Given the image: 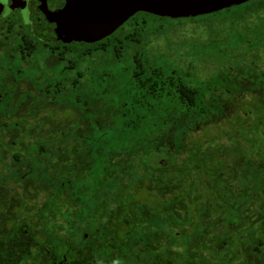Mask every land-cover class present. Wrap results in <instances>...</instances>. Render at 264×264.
<instances>
[{
  "label": "trees",
  "instance_id": "16d2710c",
  "mask_svg": "<svg viewBox=\"0 0 264 264\" xmlns=\"http://www.w3.org/2000/svg\"><path fill=\"white\" fill-rule=\"evenodd\" d=\"M244 4L247 50L199 82L152 63L143 48L167 21L211 28L210 17L233 6L176 19L138 12L102 40L53 49L20 25L0 28V258L21 264L44 228L61 264H264V104L241 105L264 60V0ZM236 18L228 16L232 31ZM230 111L235 136L190 137ZM60 192L71 198L72 224L87 225L63 249L65 233L52 230L66 219L48 209ZM41 193L46 202L32 214Z\"/></svg>",
  "mask_w": 264,
  "mask_h": 264
},
{
  "label": "rangeland",
  "instance_id": "374dc122",
  "mask_svg": "<svg viewBox=\"0 0 264 264\" xmlns=\"http://www.w3.org/2000/svg\"><path fill=\"white\" fill-rule=\"evenodd\" d=\"M247 9L246 4H242L240 6H233V8L229 10H224L219 12L218 14L211 16L210 20H212L211 28L205 25L204 21H167L165 25L167 30L164 34L152 37L151 43L149 46H145L143 49V55L145 52L152 59V63L156 65L164 66L166 69H176L180 71H189L192 74L195 82L201 81L204 77H206L210 72H218L225 65H230L231 54L242 52L247 50L246 41L252 40V34L249 32L246 36L245 28L243 24H245L249 18H247V14H244ZM237 16L233 22V31L230 29V25L232 24V20L228 19V16ZM239 15H243L240 17ZM3 22L0 21V24ZM215 29L218 32L217 37H210L209 30ZM170 30V31H169ZM235 33V34H234ZM232 34V35H231ZM237 36L235 39L233 36ZM238 35L242 36L244 40L238 38ZM230 51H233L230 53ZM229 55H227V54ZM214 55L216 58L214 62L212 60L208 61L207 58H211ZM210 56V57H209ZM206 59V60H203ZM239 58H235V62ZM125 61L124 64H126ZM102 70V68H99ZM247 95H244V102L241 105L247 104ZM244 103V104H243ZM242 112L246 113L248 107L242 106L239 107ZM239 110V111H240ZM233 112L227 113L225 118L220 122V124L212 126L207 130H202L194 133L190 136L192 139H197V141H203L206 139H212L216 136H235L236 128L234 127V116ZM240 123H238V127L240 128ZM242 132L246 133L245 128L239 129ZM228 134V135H227ZM218 143H215L214 146H217ZM68 185L72 184V182H66ZM77 183H75L76 185ZM60 190V188L58 189ZM17 191L20 192L19 188ZM47 193H41L36 199V205L32 208V214L38 212L43 204L46 202ZM71 199L69 196H65L62 192L58 193V196H53L49 199V203L51 210L54 212L55 222L65 221L67 225L63 227H55L52 230L53 235L61 236L65 233L67 237V241L62 245L58 246L63 249L68 246V244L72 243L74 246L78 245V236H79V227H86V222L80 221L79 217L74 219L72 224V217L69 216L71 213L72 207L68 200ZM29 204L33 203L32 200L28 201ZM92 204V202H91ZM90 204V205H91ZM24 210V209H22ZM48 213V212H47ZM52 215L49 214V217ZM53 219V218H52ZM69 224V225H68ZM99 222L96 219H92L90 221L89 230L92 231L93 235L96 237L97 234L102 231L99 226ZM53 225V220H48L45 223V230L49 232ZM82 229V228H81ZM165 229V228H164ZM98 230V231H96ZM138 236H141L139 232ZM166 244H162V248H164ZM137 250V251H136ZM136 254L137 259L141 260L144 255L140 252V245L133 247L131 244L129 245L127 253L129 255ZM138 260V261H139ZM109 264V263H108ZM110 264H117L114 260ZM123 264H135L131 261H125ZM140 264V263H138Z\"/></svg>",
  "mask_w": 264,
  "mask_h": 264
},
{
  "label": "water",
  "instance_id": "95a60500",
  "mask_svg": "<svg viewBox=\"0 0 264 264\" xmlns=\"http://www.w3.org/2000/svg\"><path fill=\"white\" fill-rule=\"evenodd\" d=\"M249 0H34L46 32L64 40L98 41L137 11L163 18H191ZM41 27V26H40ZM42 28V27H41ZM43 29V28H42ZM61 33V34H60ZM67 37V38H64Z\"/></svg>",
  "mask_w": 264,
  "mask_h": 264
},
{
  "label": "flooded vegetation",
  "instance_id": "af4514ba",
  "mask_svg": "<svg viewBox=\"0 0 264 264\" xmlns=\"http://www.w3.org/2000/svg\"><path fill=\"white\" fill-rule=\"evenodd\" d=\"M33 1L34 0H0V21L3 22L2 24H0V28L3 27L4 29V27L10 28V26L12 25H20L24 29L23 34L28 35L27 37L31 38V40L35 42L36 45L38 46L48 45V47L52 49L58 48L60 45L75 46L76 43L94 42V41L88 42L83 40L68 41L63 39L64 35L63 36L61 35V37H59L60 35L56 33H51L50 31L46 32L45 26L48 21L46 20L44 21L43 17L36 12L37 10L35 8V4ZM138 12H144V11L135 12L126 21H128ZM125 22H123L121 25H123ZM119 27H117V29ZM3 29L0 30V33H2ZM117 29H115L113 32H115ZM9 41L12 40L9 39ZM249 54L251 57L254 56V52H251ZM252 62L253 61L251 60V63ZM261 65L262 66L259 69H256V71H259L260 73H264V60ZM256 71L254 69L250 71V79H249V86L247 93L248 96L247 103L248 105H250V107H253L256 103L264 104V78L258 77L257 75L260 74H257ZM1 231L2 229H0V236L2 234ZM36 240H37L36 245L32 247L31 254L21 264H61L58 256L56 257V253L55 252L52 253L53 250H51L50 248L47 249L46 247L44 228H38ZM2 247L10 248L11 246L10 244H5ZM46 254L48 256H53V259L51 260L47 259ZM0 264H13V262L11 257L0 258Z\"/></svg>",
  "mask_w": 264,
  "mask_h": 264
}]
</instances>
